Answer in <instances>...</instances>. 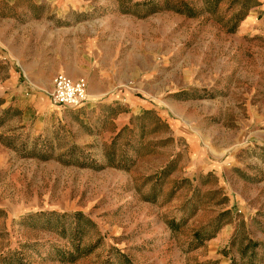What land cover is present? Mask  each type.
Masks as SVG:
<instances>
[{"label": "rangeland", "instance_id": "374dc122", "mask_svg": "<svg viewBox=\"0 0 264 264\" xmlns=\"http://www.w3.org/2000/svg\"><path fill=\"white\" fill-rule=\"evenodd\" d=\"M88 1L123 20L101 99L59 73L88 101L56 106L59 74L0 61V264H264V0Z\"/></svg>", "mask_w": 264, "mask_h": 264}, {"label": "crops", "instance_id": "0c3cea01", "mask_svg": "<svg viewBox=\"0 0 264 264\" xmlns=\"http://www.w3.org/2000/svg\"><path fill=\"white\" fill-rule=\"evenodd\" d=\"M51 4H56L54 10L59 12L64 8L61 12L64 15L49 20L35 19L24 26L22 16L18 21L0 19V61L11 65V73L12 61H23L24 77L46 67L53 75L64 73L74 79L87 76L99 85L90 89L91 100L101 99L112 85L129 76L118 65L121 44L117 40L121 33H116L112 23L120 20L118 25H122L123 20L117 13L96 11L88 0H54ZM77 5L80 6L76 18L69 17V9ZM136 20L126 19V22L135 24ZM106 27L110 29L107 35L103 32Z\"/></svg>", "mask_w": 264, "mask_h": 264}, {"label": "built area", "instance_id": "2783aa9c", "mask_svg": "<svg viewBox=\"0 0 264 264\" xmlns=\"http://www.w3.org/2000/svg\"><path fill=\"white\" fill-rule=\"evenodd\" d=\"M50 96L56 106L81 107L88 101L87 84L84 80L73 81L59 74L54 79V89Z\"/></svg>", "mask_w": 264, "mask_h": 264}, {"label": "trees", "instance_id": "16d2710c", "mask_svg": "<svg viewBox=\"0 0 264 264\" xmlns=\"http://www.w3.org/2000/svg\"><path fill=\"white\" fill-rule=\"evenodd\" d=\"M112 154H113V152H112ZM110 155H111V152H110ZM108 161H109L108 164L110 166H115L116 165V163L114 162V158L113 157H110ZM64 164H72V163L68 162V161H65ZM80 165H84V164H80Z\"/></svg>", "mask_w": 264, "mask_h": 264}]
</instances>
